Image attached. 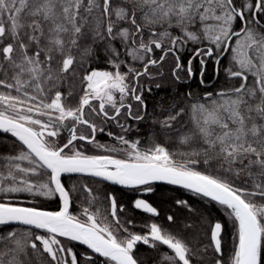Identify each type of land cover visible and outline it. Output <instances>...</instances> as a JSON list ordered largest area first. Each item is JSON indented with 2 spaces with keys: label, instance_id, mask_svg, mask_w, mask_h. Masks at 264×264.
<instances>
[{
  "label": "snow or ice",
  "instance_id": "obj_1",
  "mask_svg": "<svg viewBox=\"0 0 264 264\" xmlns=\"http://www.w3.org/2000/svg\"><path fill=\"white\" fill-rule=\"evenodd\" d=\"M189 43L204 46L184 63L179 51ZM98 48L108 67L91 66ZM226 53L232 66L224 72L240 83L200 98L186 93L192 127L181 131L179 106L153 118L190 151L127 138L128 121L147 113L144 78L163 75L151 69L171 56L173 79L198 73L203 84L208 60L220 65ZM69 80L82 85L75 96L61 90ZM0 89V132L15 138L13 151L0 153V226H26L0 227V264H98V257L102 264H143L141 243L160 252L159 264H264V0H0ZM109 124L120 133L106 132ZM98 133L113 143L99 142ZM65 174L145 194L157 182L179 186L220 205L226 220L206 232L152 222L141 234L122 219L125 207L113 193L88 184L69 189ZM75 191L85 194L78 213ZM20 193L58 198L59 208L13 202ZM176 203L194 211L187 201ZM133 206L159 216L143 198ZM167 221L175 223L174 216Z\"/></svg>",
  "mask_w": 264,
  "mask_h": 264
},
{
  "label": "trees",
  "instance_id": "obj_2",
  "mask_svg": "<svg viewBox=\"0 0 264 264\" xmlns=\"http://www.w3.org/2000/svg\"><path fill=\"white\" fill-rule=\"evenodd\" d=\"M204 45H197L189 43L180 49L179 55L184 63H187L189 59H192L194 53L193 49L197 47H202ZM97 59L91 64L92 67L105 68L106 56L103 49H97L96 52ZM160 55L159 51L156 52V56ZM230 54L227 53L225 58L221 60L220 65H215L213 59L208 60V64L204 68L205 75L203 79L209 80V84H201L198 79V73L193 77V80L184 77V73H181L182 79L176 81L171 76V68L173 66V59L171 56L167 59L161 69L153 68L151 71L155 74L158 71H162L163 75H157L155 79L144 78L146 82V87H150L151 91H145L144 98L147 104V113L145 114V119L143 121H131L128 123L132 125V130L127 133V138L130 140L139 139L141 141V147L149 146L150 142L155 139L156 142L162 143L169 147L171 151H190L191 149L187 145H180L178 140V134L175 130L169 132L162 131L159 124L153 123L154 117H159V113L163 109H168L170 107L179 106L185 108V114L180 118L184 124V131L191 125V113H190V99L186 98V93L193 92L196 98L203 97L206 92H213L214 94L222 89H229L231 87L238 86L240 83L239 79L228 78L224 72L225 67L232 66L229 63ZM194 69H199V61L193 60ZM219 69V71H217ZM159 84L160 87H156ZM80 85L78 80H69L64 83L61 90L67 95L69 91H73L74 96L79 93ZM3 91V89H0ZM75 99H72V103L75 104ZM162 118V117H159ZM177 128L180 127L179 124L176 125ZM112 131L114 133H120V128L116 127L114 124H109L106 126V132ZM67 138L66 132L64 131L60 136V142H65ZM98 141L101 143L111 144L112 139L105 135L99 134L97 137ZM15 138L11 137L10 134L0 133V153H9L13 151V144ZM18 144V142H16ZM82 143V142H81ZM84 150L89 154L95 153L96 150L91 145H84ZM197 168L203 170V165H197ZM63 183L71 189L73 185L79 188L82 184H88L94 190L99 188L102 193H113L120 204L124 205L125 212L121 213L122 219H131L132 225H129L131 231L138 233H146V224L152 222H157L163 224L166 228L171 229L174 232H179L188 223L195 225V229L206 232L209 224L213 221L220 220L225 221L226 216L224 209L220 205H216L210 200L203 198L201 196L190 193L186 190L175 188L163 184L154 185V191L150 194L142 195L148 202H150L154 207L158 209L159 216H150L134 208L133 202L139 196L138 190L125 189L113 186L111 184L78 175H69L64 177ZM84 193L82 191L73 192L74 197H78L73 204V212H79L81 208L82 201L84 199ZM177 200L187 201L188 204L194 211H189L186 207L177 205ZM13 202L19 203L23 206H36L45 210H58L60 202L58 198L46 199L43 197L33 198L32 196H18L13 198ZM172 215L175 218V223L170 224L167 221V216ZM228 229L226 232V239L231 235V221H227ZM12 228L25 229L26 227L20 226H7L4 231H8ZM33 231L39 233V230L33 229ZM76 251H82L83 246L78 244L74 245ZM160 251H167L166 247L162 248ZM138 255L141 257L143 264H159L160 252L155 249H151L146 245L138 244L137 246ZM227 255V252H226ZM98 264H102V258H97Z\"/></svg>",
  "mask_w": 264,
  "mask_h": 264
},
{
  "label": "water",
  "instance_id": "obj_3",
  "mask_svg": "<svg viewBox=\"0 0 264 264\" xmlns=\"http://www.w3.org/2000/svg\"><path fill=\"white\" fill-rule=\"evenodd\" d=\"M227 55V53L225 54V56ZM0 133H3V132H0ZM69 175H78V176H82V175H79V174H65L64 176H63V178L64 177H66V176H69ZM87 177V176H86ZM62 178V179H63ZM90 178H93V177H90ZM93 179H96V180H98L97 178H93ZM102 182H105V181H102ZM105 183H108V184H111L110 182H105ZM156 184H163V185H167V186H171V187H175V188H180V189H183V190H186V189H184V188H182V187H179V186H174V185H169V184H166V183H163V182H157ZM155 184V185H156ZM111 185H113V186H116V187H120V188H124V187H122V186H120V185H115V184H111ZM125 189H129V188H125ZM186 191H188V192H190L189 190H186ZM190 193H192V192H190ZM194 194V193H193ZM202 197V196H201ZM138 198H143V197H138ZM204 198V197H203ZM143 199H145V198H143ZM206 199H208V200H210V198H206ZM146 200V199H145ZM147 201V200H146ZM211 201V200H210ZM148 202V201H147ZM211 202H213V201H211ZM150 203V202H149ZM214 204H216L215 202H213ZM216 205H218V204H216ZM138 211H141V212H143L142 210H138ZM143 213H145V212H143ZM145 214H147V215H150V216H152L151 214H149V213H145ZM11 226H20V227H26V226H23V225H11ZM40 231V230H39Z\"/></svg>",
  "mask_w": 264,
  "mask_h": 264
},
{
  "label": "flooded vegetation",
  "instance_id": "obj_4",
  "mask_svg": "<svg viewBox=\"0 0 264 264\" xmlns=\"http://www.w3.org/2000/svg\"><path fill=\"white\" fill-rule=\"evenodd\" d=\"M215 65H216V64H215ZM216 66H217V65H216ZM198 79H199V80L201 79V77H200L199 75H198ZM191 80H193V78L189 79V81H191ZM209 83H210L209 80H205V79H204V84H209ZM81 130H83V129H81ZM65 132H66V135L68 136V132H67L66 130H65ZM99 134H100V133L97 134V137L99 136ZM105 135H106V133H105ZM82 143H83V142H82ZM144 194H145V193H143V192H141V191H138V195H139L138 197H140V196L143 197L142 195H144ZM27 195L30 196V195L27 194V193L12 194L13 198H14V197H18V196H27ZM138 197H137V198H138ZM137 198H136V199H137ZM143 198H144V197H143ZM0 227H3V228L5 229L4 226H0Z\"/></svg>",
  "mask_w": 264,
  "mask_h": 264
}]
</instances>
